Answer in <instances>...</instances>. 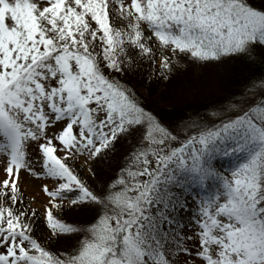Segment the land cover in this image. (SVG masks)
<instances>
[{
  "label": "snow or ice",
  "instance_id": "6c2138e0",
  "mask_svg": "<svg viewBox=\"0 0 264 264\" xmlns=\"http://www.w3.org/2000/svg\"><path fill=\"white\" fill-rule=\"evenodd\" d=\"M228 58L264 0H0V264H264V72L137 90Z\"/></svg>",
  "mask_w": 264,
  "mask_h": 264
},
{
  "label": "trees",
  "instance_id": "16d2710c",
  "mask_svg": "<svg viewBox=\"0 0 264 264\" xmlns=\"http://www.w3.org/2000/svg\"><path fill=\"white\" fill-rule=\"evenodd\" d=\"M210 65H216L218 68L220 67V65H222V66H225V68L223 69L224 71L228 70V72H226V75L220 79L221 81L220 84L223 86L221 88L222 93L225 91L232 90L234 87H237L239 82L244 79L245 74L257 75L261 72H264V65L260 64L259 62H257L254 65H248L243 60L234 59V58L222 59L218 63H212ZM194 74H192L191 70L189 69L187 71L181 72L179 75H177L176 77H174L171 81L167 83H164V82L149 83L147 80H144L142 84H137V90H142V91L144 90L143 91L144 97L146 101L148 102V104L150 106H154L158 110L162 109V107L163 108L166 107L164 111H171L173 109L175 111L177 110L178 112H181L186 109L190 110L191 108H196V107H199L205 104L208 98L204 100L202 96V97H198L199 99L202 100L199 102L194 101V100H188V101L181 102L180 104L178 103V104L171 105V102L167 98V96H168V93L170 92L168 91L170 90L168 88L172 84L176 83L177 80H181L183 83V86L180 87L181 89L179 92L181 93V96H184L185 94L190 95L189 90L191 91V89H194L192 88V85H193L192 81H194L195 78L199 80L200 79L199 74L203 77V79H207L210 76V74L207 77L204 76L205 74L203 75V72L197 73L196 75ZM157 94H158V97H155ZM196 96H199V95H196ZM217 96L219 95H216V96L212 95V96H209V98L211 99Z\"/></svg>",
  "mask_w": 264,
  "mask_h": 264
},
{
  "label": "rangeland",
  "instance_id": "374dc122",
  "mask_svg": "<svg viewBox=\"0 0 264 264\" xmlns=\"http://www.w3.org/2000/svg\"><path fill=\"white\" fill-rule=\"evenodd\" d=\"M225 68V66L220 65V67L218 68L216 65H202L199 68H191V72L192 74L196 75L197 73H201L203 72L204 76H210L207 79H203V77L199 74L200 79H194L190 95L189 94H185L184 96H181L180 91V87L183 86V83L181 80H177L176 83L172 84L168 89V91H170L168 93L167 98L170 100L171 105L173 104H180L181 102L184 101H188V100H194V101H202L201 99H199L198 97H202L205 99L208 98V100L210 99L209 96H216V95H221L220 93H222L221 88L223 87L220 83V79L223 78L226 75V72H228V70L224 71L223 69ZM213 73H212V72ZM189 87V86H188ZM141 94L144 95V90H138ZM186 92V91H184ZM188 92V91H187ZM161 94V93H160ZM182 94V95H183ZM199 95V96H196ZM158 97V94L155 96ZM190 98V99H188ZM207 100V101H208ZM166 107H162V110H165ZM178 109V108H177ZM177 111V110H176ZM178 112V111H177Z\"/></svg>",
  "mask_w": 264,
  "mask_h": 264
}]
</instances>
